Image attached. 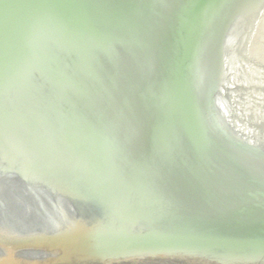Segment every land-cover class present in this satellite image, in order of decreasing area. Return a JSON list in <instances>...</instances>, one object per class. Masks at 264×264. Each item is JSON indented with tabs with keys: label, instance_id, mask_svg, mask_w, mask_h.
Here are the masks:
<instances>
[{
	"label": "water",
	"instance_id": "1",
	"mask_svg": "<svg viewBox=\"0 0 264 264\" xmlns=\"http://www.w3.org/2000/svg\"><path fill=\"white\" fill-rule=\"evenodd\" d=\"M0 264H264V0H0Z\"/></svg>",
	"mask_w": 264,
	"mask_h": 264
}]
</instances>
